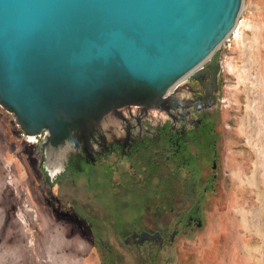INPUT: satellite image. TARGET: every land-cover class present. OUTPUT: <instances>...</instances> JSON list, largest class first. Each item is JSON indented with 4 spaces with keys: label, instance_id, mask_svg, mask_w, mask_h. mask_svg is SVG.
<instances>
[{
    "label": "water",
    "instance_id": "1",
    "mask_svg": "<svg viewBox=\"0 0 264 264\" xmlns=\"http://www.w3.org/2000/svg\"><path fill=\"white\" fill-rule=\"evenodd\" d=\"M242 1L0 0V108L25 135H43L46 183L70 155L93 156L124 109L165 108L168 90L234 28ZM220 58L217 49L210 64Z\"/></svg>",
    "mask_w": 264,
    "mask_h": 264
},
{
    "label": "rangeland",
    "instance_id": "2",
    "mask_svg": "<svg viewBox=\"0 0 264 264\" xmlns=\"http://www.w3.org/2000/svg\"><path fill=\"white\" fill-rule=\"evenodd\" d=\"M234 28L220 48L224 177L211 192L222 200L205 215L206 226L200 238H178L172 242L173 248L164 245L155 249L147 244L138 248L139 244L117 235L105 241L111 250L116 248L108 263L110 250L93 244L94 233L88 231V225H84L88 234L84 237L76 234L73 223L65 225L60 218L56 220L53 207L47 205V192L53 197L52 206L68 207L90 223L98 219L96 208L100 205L107 222L120 221L129 227L123 232L127 235L135 221H128L129 212L145 215L146 198L142 195L150 181L158 183L156 169L148 177L140 167L138 171L144 176L138 179L140 186L126 184L139 192L135 191L130 201L125 191L118 193V176L105 167L111 158L98 163L95 172L88 168L86 174L79 173L77 179L71 174L62 177L61 182L68 180L78 193L59 190L56 185L52 190L56 177L45 181L46 159L41 160L44 150L39 148L43 135H25L12 115L0 108V264H264V0H243ZM132 162L137 166L140 159ZM89 184L99 203L89 191L82 192ZM46 186H50L48 190ZM181 193L192 204L197 201L185 189ZM165 199L164 193L158 195V204ZM150 208L153 211V203ZM164 210L161 218L171 233L177 222L167 221L169 205ZM54 212L57 215L61 210ZM69 220L67 216L63 221ZM56 233L59 236L53 238ZM62 240L66 245L63 248Z\"/></svg>",
    "mask_w": 264,
    "mask_h": 264
},
{
    "label": "flooded vegetation",
    "instance_id": "3",
    "mask_svg": "<svg viewBox=\"0 0 264 264\" xmlns=\"http://www.w3.org/2000/svg\"><path fill=\"white\" fill-rule=\"evenodd\" d=\"M211 60L204 63L201 73L199 72L195 77L190 76L179 84L176 91L168 98L165 108L150 110L132 107L120 112L119 117L114 120L111 133L94 140L93 156L86 158L82 155H70L64 171L54 179L55 183L52 185V190L56 185L59 190L68 189L73 193H78V189L70 187L68 180L66 183H62V177L65 174H71L77 179L79 173L86 174L89 169L95 172L98 170V163L103 164L105 159L109 161L111 158L110 164L106 162L105 167L111 168L113 174L118 176L115 179L118 193L119 190L120 192L125 191L130 201L136 196L134 194L136 190H132L126 184L132 183V186H140L138 179L144 177L141 170L138 171L140 167L143 172H147V176L150 172L149 166L156 169L155 172L159 175L165 171L170 178V184H167L166 188L169 192L174 193L170 198L169 196L166 198L167 205L170 206L167 221L175 220L177 222L172 232L169 233L168 226H164V221L161 218L165 214V200L162 204H158V201L154 200L153 204L156 205L154 214L149 204L152 194L147 191L146 193L142 192L144 193L142 197L146 198L145 215L140 216L133 211L129 212L128 221H135L127 235H123V232L129 227L122 226L123 223L120 221H114L111 224L107 222V218L101 215L103 209L101 210L100 205L96 208L98 219L94 223H90L85 217L76 214L68 207L60 206V204L52 206L53 197L49 195L45 198L48 202L47 205L53 207L51 212L54 213L53 216L57 218L56 220L61 219L60 221L65 225L73 223L76 234L84 237L86 234L84 225H88V231L94 233L97 240L96 243L94 239L93 244L103 249L108 248L105 241L109 242L117 238V235L125 237L124 239H127L128 243L131 242L134 245L135 242L131 235L139 234L142 231L159 234L162 242L155 238L154 241L137 243L139 244L138 248L147 244L153 245L155 249H160L165 247L164 245H172L174 239L200 238L206 226L205 222L203 223L206 220L205 215L212 212L215 205L222 200L219 194L213 196L211 191L216 190L224 177L225 138L221 127L222 63L210 64ZM134 158L140 159L137 166H134L132 162ZM150 158L151 161H149ZM41 160H43V156H41ZM42 163L43 161L40 166L43 165ZM107 172H109L108 169ZM89 186L90 184L88 189L84 188L82 192L89 191L99 203L94 188ZM182 189L188 191L195 201L197 200L195 204L182 196ZM80 194L82 195V193ZM207 196L210 198H206ZM212 206L213 209L210 210ZM59 208L61 213L58 212L56 215L54 211H58ZM67 216L70 220L63 221ZM152 216L153 218L150 219ZM51 224L48 223L50 226ZM55 235L53 238L59 236L57 233ZM168 236H172V240H167ZM65 246V241L62 240V248ZM108 250L110 252L107 254L112 255L116 248L113 250L108 248Z\"/></svg>",
    "mask_w": 264,
    "mask_h": 264
},
{
    "label": "trees",
    "instance_id": "4",
    "mask_svg": "<svg viewBox=\"0 0 264 264\" xmlns=\"http://www.w3.org/2000/svg\"><path fill=\"white\" fill-rule=\"evenodd\" d=\"M149 168H150V172L148 173V177H151V174H152V170H155L154 168H152L151 166H149ZM59 177V176H58ZM156 177H158V183H154V182H149V184H148V187H147V192H149V193H151L152 194V196H150V202H149V199H148V202H149V204L151 205L152 203H154V200L156 199L157 200V198H158V195H161V194H165V198H168L167 196H169V198H170V195H172V192H169L168 191V189L166 188V185L167 184H170V178H169V175L168 174H166L165 173V171H162L161 173H160V175L157 173V175H156ZM151 183H153V184H151ZM173 185V184H172ZM46 188H47V190H48V187L46 186ZM48 196V192H47V194H46V197ZM165 202H166V199H165ZM167 204V203H166ZM155 207H156V205H154V208H153V213L155 214L156 212H155ZM86 236H88V234L86 233L85 234ZM194 239H196V238H194ZM168 246V248L169 247H172L173 248V246H174V244L173 245H167ZM161 254V252H158V256ZM109 256V258L108 259H106V261L107 262H110V257H111V255H108ZM151 257L154 259V257H155V254H152L151 253ZM121 262H123V261H121ZM125 262V261H124ZM123 262V263H124Z\"/></svg>",
    "mask_w": 264,
    "mask_h": 264
},
{
    "label": "bare ground",
    "instance_id": "5",
    "mask_svg": "<svg viewBox=\"0 0 264 264\" xmlns=\"http://www.w3.org/2000/svg\"><path fill=\"white\" fill-rule=\"evenodd\" d=\"M242 8H243V1H242V7H241V9H240V11H239V14H238V17H237V20H238V18H239V16H240V14L242 13ZM237 20H236V23H237ZM236 25V24H235ZM235 27V26H234ZM233 30H235V28H233L232 30H231V32L224 38V40L225 39H227L228 37H229V35L232 33V31ZM224 40L217 46V48L204 60V61H202L194 70H192L191 72H189L188 74H186L183 78H181L176 84H175V86H173L171 89H169L168 90V92L166 93V96L167 95H171V93L173 92V89L174 88H178V86H179V84L180 83H182V82H184L185 80H187L190 76H192V74L193 73H195V72H197L198 70H200V69H202L203 68V66H204V63L206 62H208L209 60H211V59H213V57H214V55H215V53H216V50L217 49H219L220 50V48H221V46H222V44L224 43ZM221 62H222V60H221V58H220V64H221ZM67 163V162H66ZM66 163H64V165H66ZM64 168H65V166H64ZM56 169V168H55ZM64 170H62L60 173H58L55 177H57L58 175H60L62 172H63ZM57 172H59V169L58 170H56V173ZM157 239H159L160 240V242H162L161 241V238L159 237V238H157ZM155 239H153L152 241H154ZM144 241H151V240H144Z\"/></svg>",
    "mask_w": 264,
    "mask_h": 264
}]
</instances>
